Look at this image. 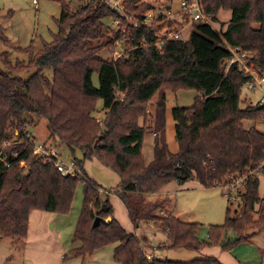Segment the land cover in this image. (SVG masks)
I'll return each mask as SVG.
<instances>
[{
	"label": "trees",
	"instance_id": "1",
	"mask_svg": "<svg viewBox=\"0 0 264 264\" xmlns=\"http://www.w3.org/2000/svg\"><path fill=\"white\" fill-rule=\"evenodd\" d=\"M201 1L215 21L220 9L231 10L224 33L211 23L197 22L188 40H164L160 26L129 25L124 36L131 49L110 61L100 51L113 53L122 32L117 30L104 43L93 42L104 39V18L114 11L104 3L89 2L72 10L60 2L58 29L50 42L37 52L32 46L20 49L28 53L26 61H12L8 52L0 53V236L25 237L33 210L67 212L77 182L85 179L84 205L74 233L80 246L73 248V255L84 258L115 244L119 264H222L210 256L190 262L147 259L135 235L114 217L109 199L100 202L99 186L85 176L81 161L74 158L79 174L71 177L57 169L56 157L36 156L28 129L41 118L47 120L50 135L67 149L80 150L85 160L97 158L118 174L115 193L130 221L134 226L152 221L166 232L168 246L199 250L220 244L230 250L264 228L258 176L264 173V131L244 123L245 119L264 122V104L261 98L256 103L241 99L244 89L252 92L258 87L249 88L251 76L237 62L229 64L230 48L238 46L250 55L248 61L264 68V0ZM147 7L143 3L136 10ZM142 40L148 43L145 47H139ZM0 41L9 43L1 28ZM46 69H51V78ZM164 88L194 89L199 96L192 106L171 110L178 151L171 152L165 139H155L152 160L146 162L142 142L148 108L157 92L155 127L164 135ZM101 110L105 116L99 120L95 114ZM241 174L245 176V190L239 192L242 211L235 217L228 207L224 224L209 226L208 241L197 237L199 223L162 215L165 200L153 202L146 196L171 182L194 180L210 188ZM256 210L259 217L253 220ZM96 216L100 221L93 225ZM108 216L110 221L105 220ZM227 230L235 237L224 241Z\"/></svg>",
	"mask_w": 264,
	"mask_h": 264
},
{
	"label": "rangeland",
	"instance_id": "2",
	"mask_svg": "<svg viewBox=\"0 0 264 264\" xmlns=\"http://www.w3.org/2000/svg\"><path fill=\"white\" fill-rule=\"evenodd\" d=\"M72 7L76 9L77 4L73 3ZM60 14L61 5L53 0H41L38 9L30 5L27 0H0V28L9 38L7 45L0 41V53L8 52L12 61L16 59L26 61L28 53L22 52L20 49L32 46L33 51L37 52L42 48L44 42H50L57 32V21ZM230 18L231 10L220 9L217 20L209 18V22L216 31L224 33ZM192 32V26H188L183 32L184 39L188 40ZM103 40L106 39L102 38L101 42L100 40L94 41L93 44L104 43ZM105 49L100 51V55L103 59L113 61L112 52ZM45 73L48 77H52L51 69H46ZM93 82L95 86L98 85L96 73L93 74ZM162 90L165 91L166 105L164 135L162 131L159 132L155 127V106L160 99V92H157L151 99L148 108L146 121L148 127L142 142V154L146 162L149 160V156H153L155 139H165L171 152L178 151L175 121L171 110L173 107H190L199 96L194 89L171 90L164 88ZM261 96L262 92L258 88L252 92L244 89L241 99L244 97L243 100L247 98L256 103ZM95 116L102 120L105 116V110L97 112ZM244 123L247 127L255 125L258 129L264 131L263 120L255 122V120L245 119ZM28 131L30 133V143L34 145L42 144L45 148L57 151L63 162L71 163L75 160L74 158L81 161L85 176L99 186L100 202L102 203L106 198L109 199L114 217L126 231L134 235V232L138 235L144 232L146 236L155 238L156 241H159L160 238L168 241L160 230H155V225H146L142 229L141 227L137 229L133 225L129 219L126 206L115 193L118 190L120 178L112 168L104 165L97 158L85 160L80 150L73 153L70 149H67L57 137L50 135L45 118H41L36 126L31 127ZM258 176L260 181L259 195L263 198L264 173L260 172ZM84 182L85 179L77 182L74 197L67 212L33 210L29 215L25 237L17 239L0 236V264H118L114 258L113 244L98 248L84 258L72 254L73 248L80 246V242L74 240V233L84 205ZM167 189L170 192L168 193L169 199L164 201V205H166V202L170 208H176L177 216L182 221L199 223L200 230L198 229V233L202 235L205 234L204 229L206 227L224 224L228 207L235 217L239 216L242 211L240 201L231 200V194L226 193L222 185L206 188L197 181L187 180L181 184L171 182ZM238 190V193L244 192V186H240ZM147 199L154 202L161 201L163 198L157 195ZM258 208H260V205H257L256 209ZM165 210L168 215L171 213L169 210ZM258 217L259 213L256 210L252 213L251 218L255 220ZM149 240L152 247H158L161 250L160 257L164 259L190 262L201 257L198 255L197 250L174 248L164 243L158 245L154 240ZM249 240L251 243H244L240 250L233 254L221 252L220 248L215 245L204 246L202 253L215 257L222 264H264V228L251 234ZM204 241H208V237Z\"/></svg>",
	"mask_w": 264,
	"mask_h": 264
},
{
	"label": "built area",
	"instance_id": "3",
	"mask_svg": "<svg viewBox=\"0 0 264 264\" xmlns=\"http://www.w3.org/2000/svg\"><path fill=\"white\" fill-rule=\"evenodd\" d=\"M35 9L39 8L41 0H27ZM57 2L68 3L72 10L78 9L80 6L89 2L104 3L112 10L115 9L114 14L107 15L105 20V34L106 40L112 38L117 30L122 32V37L118 39L116 47L113 50V60H116L131 49L125 45V32L127 27L131 25L135 29L142 26L153 27L160 26L164 31V40H179L183 39V32L188 26H194L195 23L209 22V16L202 6L201 0H53ZM76 3L77 7L74 9L72 4ZM147 3L148 7L144 10H136L141 4ZM148 43L145 40L141 41L139 47H145ZM230 51L232 57L230 63L237 62L245 72L251 76V82L248 84L249 88L258 87L262 92L261 101L264 104V68L257 67L252 60L248 61L250 55L243 51L240 47H231ZM33 152L37 157L43 160H49L51 157H56L55 166L64 175L75 177L79 174V169L74 162L66 163L59 158V153L43 147L42 144L34 145ZM255 173H258L256 170ZM244 174L235 175L229 179L223 186L224 191L229 193L231 200H239L238 189L243 186ZM225 193V195H227ZM234 193V194H232ZM238 201V203H239ZM145 252V251H144ZM147 259H153L150 253L145 252Z\"/></svg>",
	"mask_w": 264,
	"mask_h": 264
},
{
	"label": "crops",
	"instance_id": "4",
	"mask_svg": "<svg viewBox=\"0 0 264 264\" xmlns=\"http://www.w3.org/2000/svg\"><path fill=\"white\" fill-rule=\"evenodd\" d=\"M154 145V144H153ZM142 148H143V146H142ZM152 155L151 156H149V160L147 161V162H149V161H151L152 160ZM168 186V185H167ZM167 186L165 187L166 188V190H165V188L163 189V190H161V191H159V192H155V193H152V194H146V196L147 197H149V198H152V196H157V195H159V197H162L163 199H161V200H168L169 198H168V193H170L169 191H168V189H167ZM165 204L166 205H164V208H163V213H162V215H167L168 213H167V211L165 210V209H167V210H169L171 213L170 214H174V216H176V217H178L179 218V216H177L178 214L176 213V208H170L169 206H168V204L165 202ZM109 218V219H108ZM180 220H181V218H179ZM105 220L106 221H110L111 220V217L110 216H108L107 218H105ZM151 226V225H155V227H156V229L155 230H160L161 232H162V234H163V236L165 237L166 236V238L168 239V237H167V235H166V232H164L163 230H161L158 226H156V224H154L152 221H147V222H140V223H138L137 224V226H135L137 229H139L140 227H141V229L143 228V227H145V226ZM158 228V229H157ZM199 227L197 228V231H196V235H197V237L199 238V240H201V241H204L205 240V238L206 237H208V230H209V227L207 228L206 227V229H204L205 230V234L204 235H202V234H200V233H198L199 232ZM135 233V236H136V238L139 240V242L141 243V246H142V248H143V250L145 251V252H147V253H150L152 256H155V258H158V259H164V258H162V257H160V253H161V250L157 247H152L151 246V242H150V240L149 239H151V240H154L158 245L159 244H161V243H164V244H166V245H169V239H168V241H165V240H161V238H160V240L159 241H156L155 240V238H151L150 236H146L145 234H144V232H141V234L140 235H138V234H136V232H134ZM157 235V234H156ZM224 238H223V240L224 241H226L227 239H230V238H233L234 236H235V233L232 231V230H227L226 232H224ZM250 239V238H249ZM247 240V241H245V242H242V243H240V244H238L237 246H235V247H233L232 249H230V250H223L221 247H220V244H212V245H215L216 247L218 246L220 249V251L221 252H229L230 254H233V253H235V252H237V251H239L240 250V248L242 247V245L244 244V243H251L250 242V240ZM113 246H115V244H113ZM208 246H210V245H208ZM204 248V247H203ZM203 248H201V249H199V250H197V252H198V255L199 256H201L200 258H206V257H209V255H205V253L203 254L202 253V251H203ZM254 248V247H253ZM244 260V259H243ZM242 263H245V262H242ZM119 264V263H118Z\"/></svg>",
	"mask_w": 264,
	"mask_h": 264
},
{
	"label": "water",
	"instance_id": "5",
	"mask_svg": "<svg viewBox=\"0 0 264 264\" xmlns=\"http://www.w3.org/2000/svg\"><path fill=\"white\" fill-rule=\"evenodd\" d=\"M113 11H115V9H113ZM99 221H100V216H96L93 221V225L99 224Z\"/></svg>",
	"mask_w": 264,
	"mask_h": 264
}]
</instances>
